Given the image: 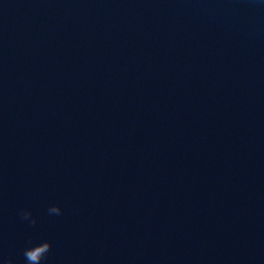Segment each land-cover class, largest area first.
Here are the masks:
<instances>
[{"label":"water","instance_id":"95a60500","mask_svg":"<svg viewBox=\"0 0 264 264\" xmlns=\"http://www.w3.org/2000/svg\"><path fill=\"white\" fill-rule=\"evenodd\" d=\"M43 241L264 264V0H0V264Z\"/></svg>","mask_w":264,"mask_h":264},{"label":"clouds","instance_id":"9594fccd","mask_svg":"<svg viewBox=\"0 0 264 264\" xmlns=\"http://www.w3.org/2000/svg\"><path fill=\"white\" fill-rule=\"evenodd\" d=\"M50 214L59 215L62 212V209L58 205H53L48 209ZM32 216L30 211H24L21 214V218L25 221H29V218ZM31 225L36 224L35 218L30 220ZM51 250V242L43 241L39 244H36L31 247H27L24 249L23 255L26 260V264H41L43 260L46 259L47 254ZM3 264H14V261L11 258H8L3 262Z\"/></svg>","mask_w":264,"mask_h":264}]
</instances>
